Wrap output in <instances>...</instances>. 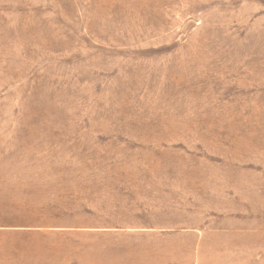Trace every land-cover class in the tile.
Instances as JSON below:
<instances>
[{
  "label": "rangeland",
  "instance_id": "obj_1",
  "mask_svg": "<svg viewBox=\"0 0 264 264\" xmlns=\"http://www.w3.org/2000/svg\"><path fill=\"white\" fill-rule=\"evenodd\" d=\"M0 264H264V0H0Z\"/></svg>",
  "mask_w": 264,
  "mask_h": 264
}]
</instances>
